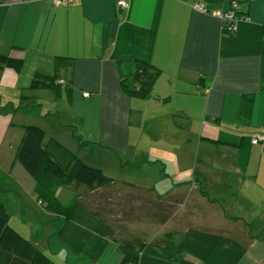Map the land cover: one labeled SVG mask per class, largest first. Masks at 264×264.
I'll list each match as a JSON object with an SVG mask.
<instances>
[{
	"label": "crops",
	"instance_id": "obj_1",
	"mask_svg": "<svg viewBox=\"0 0 264 264\" xmlns=\"http://www.w3.org/2000/svg\"><path fill=\"white\" fill-rule=\"evenodd\" d=\"M127 1L0 0V57L24 60L21 70L0 63V187L37 198L17 160L23 125L35 123L45 143L58 140L115 184L164 195L169 218L129 236L145 242L138 264H182L154 241L183 225L184 255L197 264H264V140L253 143L264 136V0ZM234 1L247 16L234 33L193 6ZM141 63L160 72L150 97L121 86ZM37 73L52 87L33 86ZM173 202L188 208L186 224ZM56 240L90 264L123 259L118 240L75 221Z\"/></svg>",
	"mask_w": 264,
	"mask_h": 264
},
{
	"label": "trees",
	"instance_id": "obj_2",
	"mask_svg": "<svg viewBox=\"0 0 264 264\" xmlns=\"http://www.w3.org/2000/svg\"><path fill=\"white\" fill-rule=\"evenodd\" d=\"M0 63L17 70L24 66L23 59L12 57H0ZM159 73L153 65L141 63L133 78L121 82L123 91L133 96L150 97ZM41 76L37 73L32 85L41 88L52 87L53 83ZM23 129L24 135L17 150V160L37 181L36 192L40 203L56 214L57 233L61 232L67 222H78L100 235L118 240L123 253L121 264H138L145 242L140 238L119 239L115 236L114 223L116 220L165 222L169 216L166 211L168 207L162 204L164 195L156 193L154 189H144L126 183L132 191L122 194L121 199L123 197L124 201H127L130 209L123 207L124 205L115 199L109 197L101 199L98 190H105L115 184L113 178L107 176L101 168L85 162L58 140L50 138L45 143L46 133L43 128L23 125ZM76 137L81 141L80 137ZM74 183L96 189L93 195L100 199H97L94 205L93 203L89 205L74 194L71 201L64 204L59 198L58 190ZM7 191L8 189L0 188V264H56L49 255L39 250L33 241L24 238L10 226L12 213L5 196ZM120 205L122 209H117ZM120 215L122 219H113ZM169 237L176 238L172 234L154 242L156 244L161 242L165 248L180 253L182 264H197L185 257L182 239L176 243L174 239L167 241Z\"/></svg>",
	"mask_w": 264,
	"mask_h": 264
},
{
	"label": "rangeland",
	"instance_id": "obj_3",
	"mask_svg": "<svg viewBox=\"0 0 264 264\" xmlns=\"http://www.w3.org/2000/svg\"><path fill=\"white\" fill-rule=\"evenodd\" d=\"M30 109L33 108L31 107ZM34 125L36 124L34 123ZM92 164L94 163H91V165ZM95 190L96 189H89L85 186L74 183L62 188L59 198L64 204H68V202L74 197L72 194H76V197H79L83 202L88 203L89 205L93 203L94 205L97 202V199H107L109 197L119 201V203L124 205L123 207H129L130 209V205L127 204V201H124L123 197L121 199V195L132 190L123 186L121 183L113 184L105 190L99 189L98 192L100 193V198L93 195ZM5 196L12 213L9 221L10 226L19 232L24 238L33 241L38 246L39 250L49 255L56 264H90L79 254L70 253V258H68L67 252L64 254L59 253L61 252V248L56 240V237L58 236L56 216L53 212L46 209L45 206L40 203L38 198H35L34 196L25 198H22V196L15 197L11 192H6ZM181 196L185 197L184 195ZM171 205L174 210L172 218L180 221V225L186 224V220L189 217L188 208L186 207L179 211L180 207L176 205V202H173ZM117 209H122L121 205L120 208ZM113 219H122V215L115 216ZM114 224L116 226L115 236L119 239L129 238V236L134 234L142 233L141 228L136 226L138 222L116 220ZM185 228L183 225L182 228H179L178 233L175 234L176 238L169 237L167 238V241L174 239V241L176 240V243H179L182 239V234L184 233L183 231ZM66 258L69 259L70 263L66 261Z\"/></svg>",
	"mask_w": 264,
	"mask_h": 264
},
{
	"label": "built area",
	"instance_id": "obj_4",
	"mask_svg": "<svg viewBox=\"0 0 264 264\" xmlns=\"http://www.w3.org/2000/svg\"><path fill=\"white\" fill-rule=\"evenodd\" d=\"M73 0H54L56 5H64L66 3H71ZM118 5L121 7H128L127 0H118ZM194 8L200 10L205 13H211L217 17H219L223 24V29L229 33H234L237 29L236 22L241 18H247L245 15H238L240 4L237 1L232 2L231 8L227 10H217L214 12H210L204 3L196 2L194 3ZM206 91H209V88H206ZM89 93H85V96H88ZM264 140L263 135H258L253 138V143L257 144Z\"/></svg>",
	"mask_w": 264,
	"mask_h": 264
}]
</instances>
